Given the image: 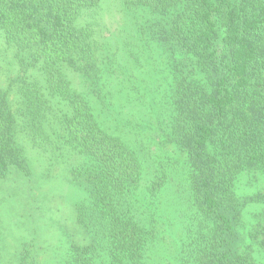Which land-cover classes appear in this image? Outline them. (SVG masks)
Returning a JSON list of instances; mask_svg holds the SVG:
<instances>
[{
	"label": "trees",
	"instance_id": "trees-1",
	"mask_svg": "<svg viewBox=\"0 0 264 264\" xmlns=\"http://www.w3.org/2000/svg\"><path fill=\"white\" fill-rule=\"evenodd\" d=\"M39 149L83 192L60 264H147L172 180L180 264H264V191L238 189L264 177V0H0V180L31 181ZM36 240L2 264H46Z\"/></svg>",
	"mask_w": 264,
	"mask_h": 264
},
{
	"label": "rangeland",
	"instance_id": "rangeland-1",
	"mask_svg": "<svg viewBox=\"0 0 264 264\" xmlns=\"http://www.w3.org/2000/svg\"><path fill=\"white\" fill-rule=\"evenodd\" d=\"M107 12L108 10L105 13ZM120 16V13L114 14L113 23L109 20L112 18L110 14L104 18L107 24L105 32L108 36L111 35L110 32L120 31L123 25ZM146 20L148 18L143 17L140 22L145 23ZM122 35L125 33L123 32ZM139 62H141L138 67L140 72L135 71L136 74H141L144 70L143 62L140 60ZM118 66H115V76L120 75ZM109 74L110 71L105 73L106 79L111 77L114 79L112 73ZM3 83L1 81L2 85ZM124 116L131 115L126 111ZM124 120L130 122V119L124 118ZM157 134L155 130L154 135ZM145 146L153 154L157 152L156 144H152L150 140H146ZM171 155L173 156V153ZM31 157L34 163V175L31 181L27 178L17 181V177L23 176L18 174L11 176L7 181L0 180V264L12 260L15 254H18L24 240L28 238H37L39 257L46 264H60L59 261L66 258L71 242H85V234L74 214V201L80 198L83 192L70 181L68 162L40 149L33 151ZM147 178L146 175L144 181ZM238 183L239 192L242 194L264 191V177L257 173L244 174ZM145 186L146 184H143V187ZM41 193L43 195H40ZM136 199L138 201V196ZM139 200L146 201L147 198L143 194L140 195ZM186 200L187 193L185 195L174 180L159 197L157 223L153 227L155 239L150 245L147 264H180L178 257L183 237L180 232L183 219L185 220L189 214V211L186 212L188 208ZM141 208L143 212L150 211L143 206ZM260 210L261 207L257 205L249 206L244 217L249 227L254 220L253 213ZM255 257L261 260L260 256Z\"/></svg>",
	"mask_w": 264,
	"mask_h": 264
}]
</instances>
